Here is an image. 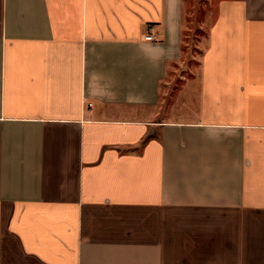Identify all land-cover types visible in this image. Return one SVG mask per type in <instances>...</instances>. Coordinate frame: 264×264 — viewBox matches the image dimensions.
<instances>
[{"label":"crops","instance_id":"crops-1","mask_svg":"<svg viewBox=\"0 0 264 264\" xmlns=\"http://www.w3.org/2000/svg\"><path fill=\"white\" fill-rule=\"evenodd\" d=\"M208 1L195 62L186 0H0V264H173L176 210L264 264V0Z\"/></svg>","mask_w":264,"mask_h":264},{"label":"rangeland","instance_id":"rangeland-1","mask_svg":"<svg viewBox=\"0 0 264 264\" xmlns=\"http://www.w3.org/2000/svg\"><path fill=\"white\" fill-rule=\"evenodd\" d=\"M207 9H209L208 0H204V1L203 0H186V5L184 6V10H185L184 17L186 21L185 23L189 24L190 27H193V28L195 27L193 31L187 32L188 34L192 36L188 39V41H186V44H188V46L191 47V50H190L191 52L189 51L188 54L191 55L190 58H193V56L195 57L196 59L194 60L195 62H198V56H200V49H199L200 47L197 48L196 46L200 45V43H198L199 41L202 42V40H204L206 36V29L208 28L207 27V20H208L207 19ZM192 15L195 18H192ZM191 23L193 25H191ZM201 26H205V27L201 30V32L198 33L200 34V37L195 38L193 34L194 35L197 34L196 29L198 28L200 29ZM186 55H187V52H186ZM178 74L179 73H177L176 75L177 78L174 77L171 79V91L174 88V86L178 84V80L182 81L181 77ZM170 93L173 94V91ZM175 96L177 97L176 93L173 94V100L170 99V97H168L170 100V103H172L173 106L174 104L177 106L181 105L183 100H179L178 97L175 98ZM170 214L171 215H169L168 218L171 219L170 220L171 232L172 230L175 231L174 232L175 234H173L175 236L174 238H172L174 241L173 254L180 255V257H178V261L173 264H201L195 261H190L187 263L184 260L185 258L188 259L189 256L194 255L193 250H192L193 248L191 249L192 239L194 235V230H193L194 225L193 224L197 222H200V223L207 222L211 220L215 216V214H211L205 211L199 212L197 210H176V211H172V213ZM184 255H187V256H185V258H182Z\"/></svg>","mask_w":264,"mask_h":264},{"label":"built area","instance_id":"built-area-1","mask_svg":"<svg viewBox=\"0 0 264 264\" xmlns=\"http://www.w3.org/2000/svg\"><path fill=\"white\" fill-rule=\"evenodd\" d=\"M146 41H153V42H157L161 39V35L151 32L150 34L145 36Z\"/></svg>","mask_w":264,"mask_h":264}]
</instances>
